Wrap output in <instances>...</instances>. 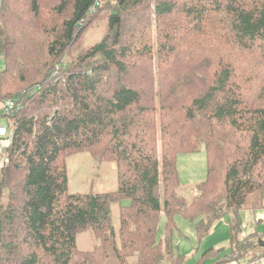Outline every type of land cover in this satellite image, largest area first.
I'll use <instances>...</instances> for the list:
<instances>
[{
    "label": "trees",
    "instance_id": "obj_1",
    "mask_svg": "<svg viewBox=\"0 0 264 264\" xmlns=\"http://www.w3.org/2000/svg\"><path fill=\"white\" fill-rule=\"evenodd\" d=\"M100 16L104 35L84 47ZM0 56V100L20 104L6 118L0 264H181L176 215L199 239L230 216L232 252L215 264L262 249L258 235H242V211L264 208V0H55L49 9L0 0ZM107 137L118 188L71 193L65 159ZM201 148L207 178L187 189L191 200L178 193L177 162ZM89 229L102 245L80 250L77 236Z\"/></svg>",
    "mask_w": 264,
    "mask_h": 264
},
{
    "label": "rangeland",
    "instance_id": "obj_2",
    "mask_svg": "<svg viewBox=\"0 0 264 264\" xmlns=\"http://www.w3.org/2000/svg\"><path fill=\"white\" fill-rule=\"evenodd\" d=\"M42 6L49 9L54 5L55 0H41ZM104 9V8H103ZM46 10V9H45ZM131 26H133L130 23ZM155 30V27L153 28ZM106 30V18L100 16L96 20L93 28L87 33L84 38L83 46L89 47L91 44L98 41L105 33ZM140 31L136 35H139ZM82 47V44L79 48ZM5 68V62L0 56V70ZM132 70L131 73L127 74V78L130 81H138V76L144 74V70L140 67V70ZM135 74V75H134ZM117 82V81H116ZM159 92V89H156ZM158 107H159V103ZM163 110V109H162ZM161 110V112H162ZM178 112H174L172 117H167V124L174 123L179 117ZM4 120H1V123ZM5 123V122H4ZM3 123V124H4ZM164 124V117L160 115L156 116V133L160 131V127ZM107 139L103 142L104 145L100 146L99 150H90L84 153L73 154L68 156L64 163L68 170L69 176V191L71 193H81V194H98V193H111L118 188L119 184V170L114 162V158L110 157V153L107 149ZM158 148L161 149V137L160 133L157 134ZM160 154V151H159ZM178 172L179 181L184 188L179 189L178 193H181L185 198L193 199L195 194H191L187 189L189 187L200 183L207 178L208 165L206 161L205 149L193 154H181L178 157ZM159 188L160 196L163 198L164 195V184H160ZM120 204L115 203L112 206V218L115 231L120 230ZM164 212L160 213L161 219L159 222V239L162 238L161 242L165 240V244L168 242V236L163 233L166 231V226L168 219L163 216ZM243 219V233L245 234H256L264 241V208L256 211H242ZM230 216L226 215L221 220H218L213 226L211 232L199 239L198 234L195 230L194 224L189 222L184 216L176 215L174 216V223L176 229L172 236V243L179 255V263L181 264H215L217 259L221 260L225 256H229L232 252L230 244L231 231H230ZM170 231V230H169ZM102 234L98 233L96 230L89 229L77 236L78 239V249L83 251L92 250L93 247H99L102 245L101 238ZM103 237V236H102ZM262 249L248 250L246 255L241 262H227L220 264H247L252 263L254 260H250L252 256L255 255L256 251L258 253L264 252V243L262 242ZM249 246V244H247ZM212 249V251H210ZM221 250V251H220ZM217 251H220L217 253ZM206 254V257H203ZM219 254V255H218ZM218 256V257H217ZM166 257H164L165 260ZM262 261L264 264V257L255 259ZM165 264H168L167 261ZM171 264V263H170Z\"/></svg>",
    "mask_w": 264,
    "mask_h": 264
},
{
    "label": "built area",
    "instance_id": "obj_3",
    "mask_svg": "<svg viewBox=\"0 0 264 264\" xmlns=\"http://www.w3.org/2000/svg\"><path fill=\"white\" fill-rule=\"evenodd\" d=\"M19 108L20 104L18 99H7L3 101L0 108V169L9 164V159L6 157L5 151L12 142V132L6 118ZM1 120H4L5 123H1ZM247 264H262V261L255 260L254 262Z\"/></svg>",
    "mask_w": 264,
    "mask_h": 264
},
{
    "label": "crops",
    "instance_id": "obj_4",
    "mask_svg": "<svg viewBox=\"0 0 264 264\" xmlns=\"http://www.w3.org/2000/svg\"><path fill=\"white\" fill-rule=\"evenodd\" d=\"M2 103H3V101H2V100H0V108H1V106H2Z\"/></svg>",
    "mask_w": 264,
    "mask_h": 264
}]
</instances>
